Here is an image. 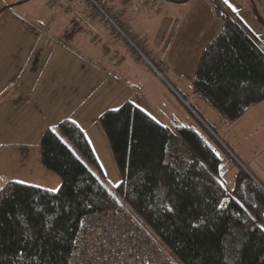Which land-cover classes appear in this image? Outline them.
Instances as JSON below:
<instances>
[{
	"label": "trees",
	"instance_id": "trees-1",
	"mask_svg": "<svg viewBox=\"0 0 264 264\" xmlns=\"http://www.w3.org/2000/svg\"><path fill=\"white\" fill-rule=\"evenodd\" d=\"M225 11L218 7L223 28L204 51L193 88L232 123L264 103V50ZM99 122L122 179L116 195L80 160L99 170L76 123L47 131L41 163L61 186L53 192L10 182L0 190V264H69L83 220L115 212L128 215L172 264H264V188L256 180L240 170L229 190L222 159L200 135L178 130L184 155L172 132L132 103Z\"/></svg>",
	"mask_w": 264,
	"mask_h": 264
},
{
	"label": "rangeland",
	"instance_id": "rangeland-1",
	"mask_svg": "<svg viewBox=\"0 0 264 264\" xmlns=\"http://www.w3.org/2000/svg\"><path fill=\"white\" fill-rule=\"evenodd\" d=\"M50 1L9 0L8 3L6 0H0V165L5 164L2 157H5V154L9 152L23 154L29 150L35 155V144L40 143L41 138H38V135L41 130L45 129V134L49 131L47 129L51 127L53 129H50L51 131L58 133V126L61 123L71 121L76 123L86 134L97 158L99 170L77 153L80 160L115 196L122 179L112 149L99 121L108 111H117L130 102L167 127L176 137L174 138V144H177L175 147L184 155H187V149L175 141L176 139L180 140L178 130L191 129L200 135L222 159L226 185L229 190L233 189L240 170L245 171L251 177L253 176L252 173L263 177L264 103L250 108L242 118L235 122L224 121L195 94L191 79L195 69H197L196 64L188 65L183 61L185 59L179 56L177 53L178 40L173 42L169 54H167L169 52L167 43L164 47L165 43L161 44L159 41L148 46L147 50L143 48L144 57L154 67L158 68L162 65L167 67V71L163 73L162 77L150 66L148 67L151 70L147 74L143 68V62L147 64L146 60L136 53L131 56L133 59L131 74L138 76L140 82L145 79L151 82L147 92L140 89L128 92L126 88L123 92H111L108 83L106 92H102V80H98L95 90L92 91V98L85 97V90L82 85L78 92L84 94V99L79 95L76 96L75 103H71L69 99V102L66 101L69 108L64 109L62 107L65 105L63 102L57 105L54 102L43 105H38L39 101L34 103L35 91L32 92V90L38 85L40 88L36 92L37 98L42 91L45 92L47 87L45 93L48 95L54 92H67L69 91L67 88L71 87L69 85L67 87L66 83L61 81L66 75V65L70 59L67 49L63 47L64 45H56L50 40L40 39L39 34L32 38L31 33L27 32L28 27H33L32 24L35 20L43 21L46 19L35 18L37 14L44 12L45 15H49L51 9L48 5ZM176 2L179 4V8L174 10L176 18L184 13V8L189 9L191 7L188 16H203L209 20V25L213 30L217 29V33L221 31L218 5L225 4L224 0H193L192 6H189L188 2V4L181 1ZM253 2L257 6V12L254 9V3L250 0H240L239 5L231 4L232 8L227 4L226 6L231 9L232 16L238 13L240 18V13H247L249 14L247 16H253L254 19L257 14H261V7L258 0H253ZM262 2L264 3V0ZM159 5L162 8L164 2L159 3ZM31 10H35V12L28 17V12ZM151 15L153 16L142 18L144 25L140 26L141 30L138 32L139 39L143 41L148 39L146 44L149 41L150 44L151 41L154 42L156 32L162 19L167 15V11L164 9L161 14ZM153 19L154 23H151ZM40 23L34 22L37 27L41 26ZM21 25H24L26 30L24 28L20 30ZM126 31L129 33L127 29ZM252 32L264 40V36L261 35V37L256 32ZM75 64L78 67L76 59ZM169 72L179 75L184 86H178L176 81H172L169 78ZM56 80L60 83H57ZM76 80H79V75H76ZM55 83L60 87L59 91L56 90ZM24 85L28 86L29 91L23 92L21 90ZM113 94L116 95V98ZM29 98L39 108L35 110L37 105L32 104L22 112L24 106L20 104V101L26 103ZM98 98L102 100L101 104H98ZM16 102L20 105L19 107H16ZM65 143L73 151H76L69 141L65 140ZM39 147L40 144H38ZM0 170L3 171L2 165ZM47 174L59 179L49 172ZM252 178L256 180L254 177ZM127 211L132 219L140 224V220L130 210Z\"/></svg>",
	"mask_w": 264,
	"mask_h": 264
},
{
	"label": "crops",
	"instance_id": "crops-1",
	"mask_svg": "<svg viewBox=\"0 0 264 264\" xmlns=\"http://www.w3.org/2000/svg\"><path fill=\"white\" fill-rule=\"evenodd\" d=\"M6 1L9 3V0ZM115 1L117 4V12L121 14L120 21L129 31L130 36L140 43L145 50H147L148 46L156 44L159 41L161 44L165 43L164 47L167 43L169 49L167 54H169L171 53L173 42L178 40L179 44L177 53L181 58L185 59L183 61L188 63V65L193 66L196 64V68L208 45L212 43L221 32L217 33V29L213 30L211 25H209V20L203 16H188L191 7L189 9L184 8V13L180 14L179 18L175 17L174 10L179 8V4H177L176 1H181L184 4L188 2L189 6H192L193 0H169V2H164V5L162 6L163 9L161 8L160 12L157 13L152 12L148 7L143 5L141 0ZM250 1L254 3L253 0ZM183 3L181 4L184 5ZM229 3L239 5L240 0H229ZM258 4L261 7V14H257L254 19L253 16H247L249 15L247 13H240V18L238 17V13H235L234 17L258 40L261 48L264 50V40H261L260 37L252 32L254 31L259 34V36H264V3L262 0H258ZM218 7L224 11L228 10L232 13L231 9H229L226 4H219ZM164 9L167 11V15L164 16L159 25L154 42L151 41L150 44L149 41L148 44H146L148 39L143 41L138 38V32L141 30L142 25H144V20L142 18L153 16L151 14H161V11ZM254 9L257 12V6L255 3ZM33 12H35V10L28 12L29 14L27 16L29 17ZM42 13L43 14H37L35 18L46 19L43 21H34L41 22V26L37 27L33 22V27H28L27 32L31 33V36H33L32 38H35L36 34H39L41 37L40 39L50 40L56 45H64L63 47L67 49L70 59L66 65V75H64V78L61 81L66 83L67 87L68 85L71 87L67 88V90H69L67 92H54L51 95L45 93L48 89L47 87L46 90H44L45 92L42 91L37 98L36 92L40 88L38 85L32 90V92L35 91L33 95L34 103L39 101L38 105H43L44 103L48 104L54 102L57 105L60 102H63L65 105L62 107L64 109L69 108L66 105V101L69 102V99L71 103H75L77 95L84 99V94L78 92V89L80 90L82 85L85 90V97L89 99L92 98V91L95 90V85L98 80H102V92H106L108 84L111 92H123L125 88L128 92H133L139 89L146 92L148 91L151 82H149L148 79H145L144 81L141 80L140 82L138 76H133L131 74L133 69V59L131 56L134 52L124 41L118 39L112 34L109 27L100 22L92 21L89 18V12L87 9L81 6H76L72 11L60 8L55 10L51 9L49 15H45L44 12ZM151 23H154V19L151 20ZM20 27V30L22 28L26 30L24 25H21ZM222 28L223 25L221 23L220 30H222ZM75 59L78 67H76ZM146 62L148 63L149 60L146 59ZM148 66V64L143 62V68L147 74L148 71L151 70ZM76 75H79V80H76ZM168 75L172 81H176L178 86L183 85L179 75L173 74L172 72H169ZM193 78L194 76L191 79L192 84ZM56 82L60 83L58 80H56ZM63 83L62 85H64ZM54 86L57 91L60 90V87H58L56 83ZM21 90L27 92L29 91V88L27 85H24ZM103 97L105 98L104 95ZM114 97L116 98V95H114ZM34 103L30 98L26 100V103L20 101V104L24 106L21 111L23 112ZM101 103L102 100L98 98V104ZM15 105L16 107L20 106L18 102H16ZM35 105L37 104H34V106ZM38 105L35 106V110H38ZM50 129L52 128L50 127L47 130ZM44 130L45 129L40 131L38 138L42 139ZM38 144L40 143L35 144V155L27 150V152L23 154L9 152L8 154H5V157H2L5 164H1L3 166V171L0 170V190L10 182L19 181H23L24 183L22 184L46 190L60 188V179L53 178V176H49L47 172H44L45 169L41 163L40 147L38 148ZM251 175H253L252 177L256 179V182L264 188V173H262L263 177L256 173H252Z\"/></svg>",
	"mask_w": 264,
	"mask_h": 264
},
{
	"label": "built area",
	"instance_id": "built-area-1",
	"mask_svg": "<svg viewBox=\"0 0 264 264\" xmlns=\"http://www.w3.org/2000/svg\"><path fill=\"white\" fill-rule=\"evenodd\" d=\"M163 0H141L152 12L161 10ZM76 6L84 7L92 21L109 27L112 34L123 40L138 56L144 58L143 47L130 34L120 21L115 0H51L52 10L64 8L72 11ZM160 76L167 67H154L147 63ZM69 264H172L168 257L153 244L131 218L123 212L107 216H88L81 225L75 240Z\"/></svg>",
	"mask_w": 264,
	"mask_h": 264
},
{
	"label": "snow or ice",
	"instance_id": "snow-or-ice-1",
	"mask_svg": "<svg viewBox=\"0 0 264 264\" xmlns=\"http://www.w3.org/2000/svg\"><path fill=\"white\" fill-rule=\"evenodd\" d=\"M224 3L227 4L230 8H232L233 6L229 3V0H224ZM233 11H235V8H233ZM18 183H24L23 181H19ZM48 191H58V189H49ZM220 207H224L223 204L220 205ZM169 211H172V207L169 206L168 208ZM261 230H264V226L261 227Z\"/></svg>",
	"mask_w": 264,
	"mask_h": 264
}]
</instances>
